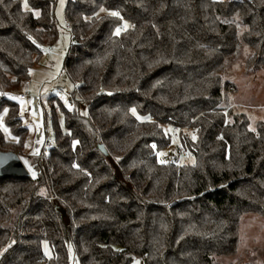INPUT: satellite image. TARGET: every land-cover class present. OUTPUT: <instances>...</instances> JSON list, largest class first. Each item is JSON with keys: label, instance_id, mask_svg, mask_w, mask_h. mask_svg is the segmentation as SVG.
Instances as JSON below:
<instances>
[{"label": "trees", "instance_id": "1", "mask_svg": "<svg viewBox=\"0 0 264 264\" xmlns=\"http://www.w3.org/2000/svg\"><path fill=\"white\" fill-rule=\"evenodd\" d=\"M56 4L0 0V93L29 81L44 45L56 43ZM65 14V70L78 98L48 154L43 144L30 158V176L0 178V264H74L71 253L80 264H221L236 255L242 217H264V121L253 131L233 105L231 70L264 68V0H69ZM4 109L19 142L0 129V150L18 152L29 128L19 101L0 95ZM166 126L193 163L173 154Z\"/></svg>", "mask_w": 264, "mask_h": 264}, {"label": "rangeland", "instance_id": "2", "mask_svg": "<svg viewBox=\"0 0 264 264\" xmlns=\"http://www.w3.org/2000/svg\"><path fill=\"white\" fill-rule=\"evenodd\" d=\"M68 1L63 0L61 4V0H57L55 13L60 32L56 43L44 45L43 55L33 69L30 80L7 93L12 99L19 97L24 101L21 105L19 100L14 99L19 101L23 123L29 128L25 148L17 149L22 154L19 155L22 162L24 163L25 159L28 161L27 165L24 163L27 167L30 158L41 153L47 133L54 137L56 128L66 130L64 108L74 107L73 98H78L77 85L65 70V58L72 43L65 14ZM243 64H237L231 70V74L235 70L233 80L238 87V90L232 94V102L248 115L249 127L255 129L258 121H264V68L246 70ZM26 93L30 96L28 100L23 97ZM52 93L58 95V100L49 99ZM79 109L82 113H87L86 103L80 102ZM0 117L10 133V135L6 134L2 130L5 137L14 140L12 137L15 136L5 124L4 111ZM166 131L172 136L173 154H177L182 163H193L194 159L188 157L184 151L178 152L179 134L174 132L171 126H166ZM37 150L38 154H33ZM240 236L237 254L219 258L221 264H264V217L255 214L244 215L241 220ZM43 250L47 257L51 256L47 242H43ZM71 259L74 264H80L72 253ZM132 264H143L141 257L135 256Z\"/></svg>", "mask_w": 264, "mask_h": 264}, {"label": "water", "instance_id": "3", "mask_svg": "<svg viewBox=\"0 0 264 264\" xmlns=\"http://www.w3.org/2000/svg\"><path fill=\"white\" fill-rule=\"evenodd\" d=\"M98 147L105 155H108L103 144H99ZM28 176H30V172L17 152L0 150V178H25Z\"/></svg>", "mask_w": 264, "mask_h": 264}, {"label": "snow or ice", "instance_id": "4", "mask_svg": "<svg viewBox=\"0 0 264 264\" xmlns=\"http://www.w3.org/2000/svg\"><path fill=\"white\" fill-rule=\"evenodd\" d=\"M61 4H63V0H61ZM24 7H25V8H28L27 3L24 4ZM101 11H104V9L102 8ZM39 14H40L39 11H38V10H35V15H36L37 17L39 16ZM109 15H111V16H118L119 13H118L117 11H111V12H109ZM120 31H121V29H120L119 27H117V28L115 29L114 34H115V35H119ZM30 74H31V71H30ZM0 95H10V94L0 93ZM13 99H17V100H19L20 103H21V105H23V103H24V101H23L21 98H19V97H13ZM3 111H4V113L6 114L7 111H8V109H4ZM130 111H131V113H132L134 116H136V118H137L138 120H144V119L150 120V119H151L150 117H141V116L137 115L135 108L130 109ZM0 129H2L6 134H9V135H10L8 129H7V128L4 126V124L2 123V117H0ZM253 131H254V129H253ZM12 139H14L16 142H19V138H18V137H12ZM193 139H195V136H193ZM76 143H78V141H73V145H75ZM152 147L155 148L156 146L153 144ZM33 154H38V150H37L36 152H34ZM158 155L163 156V155H165V153H162V152H161V153H159ZM159 162H160V163H165V161H163V160H161V161H159ZM24 163L27 165V164H28V161L25 159V160H24ZM73 166H74V167H78V165H73ZM30 170H31V169H30ZM32 174H33V176H35V172H33ZM42 192H43V190H42Z\"/></svg>", "mask_w": 264, "mask_h": 264}, {"label": "built area", "instance_id": "5", "mask_svg": "<svg viewBox=\"0 0 264 264\" xmlns=\"http://www.w3.org/2000/svg\"><path fill=\"white\" fill-rule=\"evenodd\" d=\"M130 26L132 27L133 24H130ZM125 28H126V23H124V24L121 26V29H125ZM23 97H24L25 100H28V99L30 98V96H29L27 93L24 94ZM175 130H177V129H175ZM53 139H54L53 136H52L51 134L47 133V135H46V141H45V143H44V155H47V154H48L49 149H50L51 146H52ZM179 148H180L181 150H183V148H182L181 145H179Z\"/></svg>", "mask_w": 264, "mask_h": 264}]
</instances>
